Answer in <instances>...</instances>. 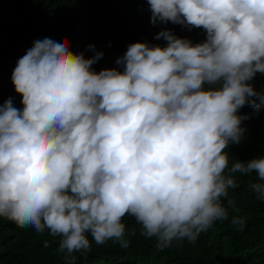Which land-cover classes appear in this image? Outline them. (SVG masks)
<instances>
[{
    "label": "clouds",
    "instance_id": "9594fccd",
    "mask_svg": "<svg viewBox=\"0 0 264 264\" xmlns=\"http://www.w3.org/2000/svg\"><path fill=\"white\" fill-rule=\"evenodd\" d=\"M147 3L153 24L202 27L206 40L165 29L166 46L132 43L120 67L97 72L95 45L86 58L67 37L38 39L12 73L23 109L0 105V217L48 229L73 261L89 234L129 247L126 215L158 249L195 242L228 218L234 173H256L250 188L264 200V158L226 151L245 131L239 109L264 107L249 83L264 73V0Z\"/></svg>",
    "mask_w": 264,
    "mask_h": 264
},
{
    "label": "trees",
    "instance_id": "16d2710c",
    "mask_svg": "<svg viewBox=\"0 0 264 264\" xmlns=\"http://www.w3.org/2000/svg\"><path fill=\"white\" fill-rule=\"evenodd\" d=\"M151 17L147 0H0V105L11 97L13 105L23 109V97L15 90L12 73L38 39L67 37L71 49L83 52L86 58L95 55L88 49L95 45L96 51L103 52L92 65L98 72L120 67L116 60L132 43L166 46L164 38L157 39L165 29L194 44L207 38L202 27L170 21L153 24ZM249 83L257 92H264V73H256ZM238 114L248 118L242 121L245 131L240 142H230L226 150L232 162L264 158V107L257 111L245 104ZM233 175L238 186L222 198L228 218L214 222L195 242L177 240L158 249L156 238L143 235L135 217L126 215L123 222L129 247L122 248L115 239L97 244L89 234L90 249L74 252L73 261L59 251L61 238L48 229L37 232L0 217V264H264V200L250 188L258 177L254 172ZM234 218L243 219V227L232 223Z\"/></svg>",
    "mask_w": 264,
    "mask_h": 264
}]
</instances>
